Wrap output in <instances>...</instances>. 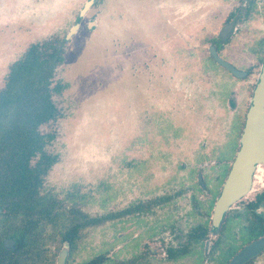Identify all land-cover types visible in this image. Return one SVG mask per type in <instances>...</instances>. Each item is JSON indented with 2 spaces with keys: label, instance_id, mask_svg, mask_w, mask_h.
<instances>
[{
  "label": "rangeland",
  "instance_id": "374dc122",
  "mask_svg": "<svg viewBox=\"0 0 264 264\" xmlns=\"http://www.w3.org/2000/svg\"><path fill=\"white\" fill-rule=\"evenodd\" d=\"M85 1L0 0V87L10 64L28 45L52 35L66 36ZM241 4L239 0H103L66 44V63L58 68L56 79L68 87L54 96L61 117L41 127L44 133H55L48 151L58 156L44 186L69 206L73 197L79 199L80 208L94 217L156 197H172L153 214L82 231L69 264L101 254L111 259L106 264H141L135 255L148 246L157 247L156 239L184 242L165 228L168 224L177 234L208 224L214 193L224 177L221 165L228 167L234 156L238 135L232 128L243 123L260 70L254 68L248 80L236 81L207 63V38ZM89 20H96L93 30ZM240 30L223 46L222 55L249 69L257 64L250 49L264 39V17L245 22ZM203 162L209 163L204 169L209 195L202 194L196 183ZM195 198L201 200L199 208ZM248 201L234 211H243ZM234 216L230 214L231 219ZM248 217L243 213L240 222L246 224ZM227 233L224 229L213 238L211 248L217 242H223L224 249L240 244L228 240ZM198 249L203 252V247ZM196 258L167 262L152 257L149 264H192ZM203 264L218 263L210 258ZM253 264H264V254Z\"/></svg>",
  "mask_w": 264,
  "mask_h": 264
},
{
  "label": "trees",
  "instance_id": "16d2710c",
  "mask_svg": "<svg viewBox=\"0 0 264 264\" xmlns=\"http://www.w3.org/2000/svg\"><path fill=\"white\" fill-rule=\"evenodd\" d=\"M64 43L52 37L29 45L0 87V264H41L37 245L47 223L73 252L82 231L115 218L114 213L90 216L79 199L73 197L69 206L44 186L58 156L48 151L55 133L41 127L61 117L54 96L68 87L56 79ZM6 237L17 239L16 250L3 247Z\"/></svg>",
  "mask_w": 264,
  "mask_h": 264
},
{
  "label": "flooded vegetation",
  "instance_id": "af4514ba",
  "mask_svg": "<svg viewBox=\"0 0 264 264\" xmlns=\"http://www.w3.org/2000/svg\"><path fill=\"white\" fill-rule=\"evenodd\" d=\"M87 1L88 0H86L84 4ZM102 1L103 0H97L96 3H94L91 6V8L86 12V15L81 20L78 32L69 41L66 42L65 38L68 35V33L71 31L73 26L75 25L76 18L79 12L81 11V9L83 8L84 4L78 11L76 18H75V22L73 26L70 28V30L67 32L65 37L60 38L58 35H52L50 37L44 38L37 42H41L43 40H46L52 37H57L61 40H64L65 43H64L63 49L65 52L64 53L65 59H64L63 64L66 63V56H67L66 44L70 42L71 40H73L80 33L82 26H83V20L86 18L88 13ZM239 1H241L242 4L237 6L233 12L226 14L224 19L221 20V23H222L221 26L215 29L214 33L209 35V37L207 38V40L209 41L208 49H207V52H208L207 63L209 66H212L213 68L218 67L224 70L225 73H227L231 78L235 79L236 81L248 80L253 74L254 68H260L259 74L256 78V81L254 83V87L252 90V94H253V91L258 81L259 75L261 73L262 66L264 64V39H260L255 45V47H252L250 49V51L256 56L258 60H257V64L251 66L249 69H241L236 63L225 59V57L222 55L223 46L226 43H230L239 34V32L241 31L240 29L245 22H248L251 19L257 16H260V15L264 17V3L261 5L259 0H239ZM87 25H88L89 30H93L94 26L96 25V20H89ZM229 26H231L229 29V33H225L224 37H222L221 32H224L225 29H227ZM37 42H33V43H37ZM212 46L216 47L217 53L222 59H224L225 61H228L235 68L243 72H247L248 75L243 78H237L234 75H232L225 67L217 63L210 52V48ZM144 63L142 65V68L145 66ZM63 64L61 66H63ZM58 68L56 69V73H57ZM226 89L227 87L224 88V90ZM249 104H250V100H249ZM248 109H249V105L245 112L242 125L241 123L239 125V122H238L237 124L235 123L234 127L232 128V132L238 135V137L236 136V138L238 139H235L232 137L230 138V139H235L234 141H236L235 147L233 148L234 156L232 155H231L232 157L228 156L232 158L231 164L228 167L227 165L224 166L220 164L222 166V170H223L222 175H224V177L222 176L223 178L219 179L221 180L220 188L214 193V198L210 205L211 212L210 214L208 212L209 219H210L208 220V224L206 222L205 224H199L197 226H193L186 234H184L182 231L181 232L179 231L180 234H177L175 231L176 228L174 227V225L168 224L169 227H165V228H169L172 233L176 234L175 235L176 240L184 239V242L182 244H179V242L175 244V241L172 238L170 241L164 237L158 238L156 239L157 242L159 243L157 247L154 248L152 246H148L147 251L143 252L141 255H138V257H136L135 255L134 257L135 260L137 259L141 264H149L152 257H159L162 261L172 262V261H178L180 259L181 260L185 259L189 256L190 257L197 256V258L193 261L192 264H203L204 261H207L210 258H213L214 260H216L218 264H229L241 251L245 249V247H247L249 244L253 243L254 241H257L261 239L262 237H264V214H263L264 212V166L254 169L252 176H251L250 191L245 196H243L239 201H237L230 207V209L225 213V216L223 220L221 221L218 228L214 229L213 227L214 225L213 220H214L217 201L219 200L223 192L224 185L228 179V176L231 171L232 165L235 161L236 155L241 148L240 139H241V135L244 130V125H245V120H246ZM222 160H223V157H221V159H219L218 162L222 163ZM208 165H209L208 162H203L202 165H199V167L197 168V175H196V181H197L196 183L198 185L199 191L205 195H209L210 193V188L206 180V176L204 174V169L207 168ZM171 200H172L171 196H163V197H156L151 200H147L143 202L142 201L138 202L118 212H112L115 214V218L112 219L111 221L116 220V219H121V218L127 219V217H131L132 220L135 218L139 219L138 216L153 214L156 208L158 207L164 208V206L168 205L171 202ZM246 200H249V201L246 203L243 211H234V209L237 207L238 204ZM200 206H201V200L198 198H195V207L199 208ZM82 211L84 212L83 209ZM231 213H234L235 219L230 218ZM243 213H248L249 215L246 224L240 222V220H242L243 218ZM1 214H2V209L0 208V215ZM229 224L230 226L228 227L227 225ZM235 227H237V231L233 230ZM224 229H226V231L228 230V233H227L228 240L232 242L240 241V244L236 245L232 243L227 249H224V247L222 246L223 242H220V243L217 242V244L211 248L212 239L215 237H219L222 234V231ZM44 231H45V235H44L45 238L44 239L39 238L38 245H37L38 250L40 252V255L38 256V258L40 259L41 264L43 263V261H45L46 264H53V259L51 258L52 251H53L52 250L53 243L56 244L55 251L58 250L56 259H55V264H57L58 256L62 248L65 245L69 247V254L67 257V264H69L70 258L72 257L76 249L73 252H71V246L69 245V243L62 241L61 236L57 235L56 231H53V225L51 223H47L45 225ZM80 236H81V233H80ZM9 239L14 240V242H10V244L7 246L6 241ZM2 243H3V247L8 251L16 250L19 245L17 239L13 237L4 238ZM77 246H78V243L76 245V248ZM202 247H203V252H201V250L198 249ZM217 250L219 251V253L217 256H215L217 253ZM263 254H264V250L258 255H256L255 257L251 258L245 264H253V262L257 258L261 257ZM92 261H95V264H106L107 262L111 261V259L101 254L100 256H97L93 259H87L86 261H83L80 264H85V263L89 264ZM131 264H134V262H132Z\"/></svg>",
  "mask_w": 264,
  "mask_h": 264
},
{
  "label": "water",
  "instance_id": "95a60500",
  "mask_svg": "<svg viewBox=\"0 0 264 264\" xmlns=\"http://www.w3.org/2000/svg\"><path fill=\"white\" fill-rule=\"evenodd\" d=\"M96 1L88 0L84 4L76 18L75 25L65 38L66 42L78 32L81 20ZM230 27L221 32L222 37H224L225 33H229ZM210 52L215 61L225 67L235 77L243 78L248 75L247 72L235 68L228 61L222 59L218 55L215 46L210 48ZM240 143L241 148L236 155L223 192L216 204L213 220L214 229L219 227L230 207L250 191L251 176L254 169L264 166V64L250 99ZM10 242H14V240H7V246ZM263 250L264 237L245 247L229 264H245ZM68 254L69 247L65 245L58 256L57 264H67Z\"/></svg>",
  "mask_w": 264,
  "mask_h": 264
}]
</instances>
